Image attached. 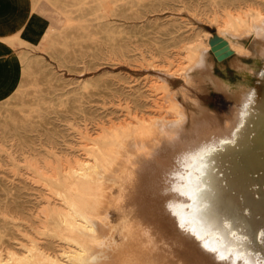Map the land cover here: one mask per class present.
<instances>
[{
	"label": "bare ground",
	"instance_id": "6f19581e",
	"mask_svg": "<svg viewBox=\"0 0 264 264\" xmlns=\"http://www.w3.org/2000/svg\"><path fill=\"white\" fill-rule=\"evenodd\" d=\"M64 14L63 24H71L70 12ZM225 16L216 23L219 40L195 35L162 54L165 66L180 61V76L191 87L168 91L159 83L171 101L170 116H135L134 122L103 129L84 159L74 156L35 171L49 177L56 193L38 213L40 233L73 247L51 251L36 243L42 236L30 235L31 245L25 246L19 235L31 223L3 201L0 264H143L119 255L105 216L109 205L130 214L153 239L162 230L168 241L153 249L164 247V255L181 264H264V9L245 7ZM241 28L246 33L239 37ZM56 29L45 21L39 38ZM243 37L247 44L233 40ZM212 50L219 60L235 54L234 77L214 72ZM209 88L230 101L232 117H218L193 93Z\"/></svg>",
	"mask_w": 264,
	"mask_h": 264
},
{
	"label": "rangeland",
	"instance_id": "374dc122",
	"mask_svg": "<svg viewBox=\"0 0 264 264\" xmlns=\"http://www.w3.org/2000/svg\"><path fill=\"white\" fill-rule=\"evenodd\" d=\"M245 7L264 9V3L263 0H41L42 23L46 21L58 29L47 39L41 40L37 34L35 40L17 41L22 46L10 49L5 61L0 60L2 76L8 82L0 86V206L7 202L31 223L25 228L27 234L19 235L25 246L31 245V236H42L36 243L51 251L71 249L74 245L40 233L38 213L47 200H55L56 193L49 189V177L35 171L50 167L47 165L55 168L74 156L84 159L91 139L103 129L134 122L135 116H170L171 101L159 83L167 84L168 91L191 87L180 76L183 73V69H178L180 61L165 66L162 54L180 47L184 38L199 35L206 39L217 34L218 20L225 19L228 11ZM65 11L73 18L71 24H63ZM245 33V28L236 32L239 37ZM233 40L248 43L245 37ZM234 55L229 53L219 60L210 51L214 72L234 77L231 65ZM20 56L24 59L20 60ZM193 93L218 117H232L233 107L222 94L211 88ZM174 97L186 106L179 93ZM105 216L109 228H113V240L121 257L131 260L137 257L143 264L180 263L165 256L164 247L153 249L156 242L168 241L162 230L160 239H153L147 229H137L130 214L118 213L112 205ZM9 243L4 242V246Z\"/></svg>",
	"mask_w": 264,
	"mask_h": 264
},
{
	"label": "crops",
	"instance_id": "0c3cea01",
	"mask_svg": "<svg viewBox=\"0 0 264 264\" xmlns=\"http://www.w3.org/2000/svg\"><path fill=\"white\" fill-rule=\"evenodd\" d=\"M40 3L41 0H0V60L5 61L10 49L22 46L18 43V37L22 40L37 38L45 23L39 17ZM5 65L7 66V62ZM6 70L5 68L4 71ZM2 74L0 70V86H6L7 78H3ZM15 84L13 81V85Z\"/></svg>",
	"mask_w": 264,
	"mask_h": 264
},
{
	"label": "water",
	"instance_id": "95a60500",
	"mask_svg": "<svg viewBox=\"0 0 264 264\" xmlns=\"http://www.w3.org/2000/svg\"><path fill=\"white\" fill-rule=\"evenodd\" d=\"M217 40H219V38H218L216 35H214L213 38H211L210 42L213 43L214 41H217ZM212 52H213V50H212ZM213 53H214V52H213ZM214 55H215V57H216L217 59H219L215 53H214ZM220 59H221V58H220Z\"/></svg>",
	"mask_w": 264,
	"mask_h": 264
}]
</instances>
